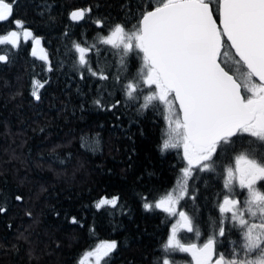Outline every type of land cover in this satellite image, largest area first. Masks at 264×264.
Here are the masks:
<instances>
[{
  "label": "trees",
  "instance_id": "16d2710c",
  "mask_svg": "<svg viewBox=\"0 0 264 264\" xmlns=\"http://www.w3.org/2000/svg\"><path fill=\"white\" fill-rule=\"evenodd\" d=\"M150 2L154 6V0H15L12 16L0 22V34H6L20 31L14 21L22 20L41 39L47 55V62L33 56L31 40L25 43L22 31L19 49L0 46V54L10 50L9 62L0 63V207L5 209L0 212V264H78L86 250L112 240L117 248L107 264H158L161 259V245L175 221L160 210L145 211L142 198L154 201L173 187L184 166L182 149L162 153V117L152 109L138 112V103H124L121 82L114 79L117 58L104 51L110 46L99 45V56L90 53L94 68L97 62L108 66L106 81L87 72L81 79L72 47L73 42L91 45L116 23L131 28ZM211 7L214 11L215 5ZM77 9L90 12L73 22L69 14ZM97 19L106 22L103 29L94 23ZM222 53L227 55L219 62L234 72V50L225 46ZM140 64L132 54L129 75ZM33 79L47 81L38 89L39 100L31 95ZM98 97L106 107L117 100L122 104L106 111L94 104ZM82 136L98 140L95 151L82 147ZM253 139L238 137L237 151ZM253 147L264 152L262 142ZM226 158L217 159V165L227 163ZM217 172L195 174L198 178L189 181L195 200L181 201L200 227L199 241L211 234L209 218L220 215ZM113 196L119 197L115 209H96L100 197ZM73 217L78 223L71 222ZM180 235L185 242L194 237ZM240 239L232 229L220 238L217 252L226 253L230 241ZM171 255L176 264L190 258L178 251Z\"/></svg>",
  "mask_w": 264,
  "mask_h": 264
},
{
  "label": "snow or ice",
  "instance_id": "6c2138e0",
  "mask_svg": "<svg viewBox=\"0 0 264 264\" xmlns=\"http://www.w3.org/2000/svg\"><path fill=\"white\" fill-rule=\"evenodd\" d=\"M14 3L15 0H0V22L12 16ZM89 12L90 9L73 10L69 19L82 21ZM14 23L20 31L0 34V46L19 49L22 31L24 42L31 40L35 56L41 39L22 20ZM94 23L101 29L106 24L103 19ZM99 45L110 46L104 51H111L117 58L114 79L121 82L124 103H138V112L152 109L165 122L160 151L182 149L184 166L173 187L154 201L142 198L145 211L160 210L169 221H175L161 245L158 264H176L171 254L177 251L189 254L190 264H264V190L258 186V182H264V152L253 147L257 141L264 143V0H154V6L150 2L139 12L131 28L126 23H116L107 35L98 34L91 45L73 42L81 79L85 72L102 81L109 79L108 66L97 62L94 68L92 64L90 53L99 56ZM225 46L234 49L238 57L233 60L234 72L219 62L222 55H227L222 53ZM9 51L0 54V63L9 62ZM132 54L141 64L135 74L129 75L128 59ZM40 59L47 62V55ZM47 70L52 71L50 62ZM44 83L32 81L31 95L36 100L40 99L38 89ZM94 104L111 111L122 101L106 107L98 97ZM243 134L254 139L248 147L241 144L243 150L237 151V138ZM81 144L95 151L98 140L82 136ZM222 154L228 157V163L222 173L225 191L218 194L223 199L216 202L220 215L209 218L212 231L203 244L190 239L185 242L180 235L183 232L193 234L197 241L201 237L195 216L181 206L186 198H196L189 191L194 187L189 181L198 178L197 173L216 171L214 157ZM237 186L246 190L242 201L236 198L240 195ZM118 204V196L100 197L95 207L115 209ZM71 222L78 223L75 217ZM232 229L239 231L240 241H230V253L217 252L220 238ZM116 248V241H103L86 250L78 264H84L85 259L107 264L106 258Z\"/></svg>",
  "mask_w": 264,
  "mask_h": 264
},
{
  "label": "rangeland",
  "instance_id": "374dc122",
  "mask_svg": "<svg viewBox=\"0 0 264 264\" xmlns=\"http://www.w3.org/2000/svg\"><path fill=\"white\" fill-rule=\"evenodd\" d=\"M41 48H43L42 47V45H41V43L39 44V45H37L36 46V55L40 58V57H42V56H44L46 53H45V50H44V48H43V50L44 51H41ZM243 135H245V134H243ZM242 136H240L239 138H241ZM241 143H243V141H240ZM258 186H260V187H264V182H258ZM243 200H244V198H243ZM192 241H195V242H197L198 244H203L206 240H203V241H197L196 240V238L195 237H192ZM101 243V242H100ZM99 244V243H98ZM229 246L228 247H226V249H225V252L226 253H230V251H231V249H230V251H229ZM228 250V251H227ZM188 256L190 257L189 258V260H188V263L187 264H190V262H191V256L188 254ZM84 264H95V261H94V259H85V261H84Z\"/></svg>",
  "mask_w": 264,
  "mask_h": 264
},
{
  "label": "flooded vegetation",
  "instance_id": "af4514ba",
  "mask_svg": "<svg viewBox=\"0 0 264 264\" xmlns=\"http://www.w3.org/2000/svg\"><path fill=\"white\" fill-rule=\"evenodd\" d=\"M223 156H224V154H222V155H220V156H218V157H214V158L217 160V159H221ZM226 160H228V159L226 158ZM233 162H234V160H233ZM227 163H228V162H227ZM227 163L223 164V166L226 165ZM217 166H218V165H217ZM217 166H216V168H217V170L220 172L219 175H220V178H221V181H220L221 189H222V192H224V191H225V189H224V179L222 178L223 166H222V164L219 165L218 167H217ZM217 170L214 171V173L217 172ZM217 173H218V172H217ZM261 188H262V190H264V187H261ZM236 191H237L238 193H240V195H238L236 198L242 201L243 198H245V196H246V190H241V189H239V187L237 186ZM228 246H229V248H231V245H228ZM213 259H215V255H214Z\"/></svg>",
  "mask_w": 264,
  "mask_h": 264
},
{
  "label": "water",
  "instance_id": "95a60500",
  "mask_svg": "<svg viewBox=\"0 0 264 264\" xmlns=\"http://www.w3.org/2000/svg\"><path fill=\"white\" fill-rule=\"evenodd\" d=\"M210 8L212 9L211 5H210ZM214 19H215V17H214ZM233 50H234V49H233Z\"/></svg>",
  "mask_w": 264,
  "mask_h": 264
}]
</instances>
